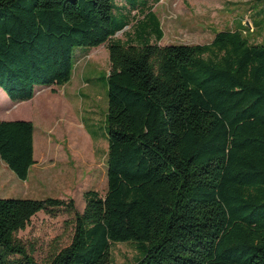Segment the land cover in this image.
I'll return each instance as SVG.
<instances>
[{
    "label": "trees",
    "instance_id": "1",
    "mask_svg": "<svg viewBox=\"0 0 264 264\" xmlns=\"http://www.w3.org/2000/svg\"><path fill=\"white\" fill-rule=\"evenodd\" d=\"M138 1L0 0L10 100L69 82L75 47L106 42L110 62L106 193H83L69 244L44 262L14 234L74 201L0 198V264H111L110 244L130 239L145 247L134 264H264V42L239 23L209 43L159 45L160 0ZM130 24L134 39L113 38ZM0 159L26 179L31 121L0 120Z\"/></svg>",
    "mask_w": 264,
    "mask_h": 264
},
{
    "label": "rangeland",
    "instance_id": "2",
    "mask_svg": "<svg viewBox=\"0 0 264 264\" xmlns=\"http://www.w3.org/2000/svg\"><path fill=\"white\" fill-rule=\"evenodd\" d=\"M138 2L145 5L142 0ZM148 2L154 4V0ZM152 12L163 31L159 45L209 43L216 32L234 29L239 23L249 29L251 43L264 42V0H160ZM148 20L154 24L155 19ZM128 26L124 30H129ZM151 37L155 39L154 34ZM113 38L124 41L126 34L119 31ZM97 47H75L74 62L78 52L84 55L74 64L70 81L41 89L32 103L13 107L14 101L0 97V114L4 116L0 120L32 121L36 136V162L25 180L0 159V198L74 201L75 210L60 207L50 213L38 211L15 232V238L37 262L46 261L69 244L71 220L75 211L84 208L83 193L93 189L104 195L107 191L106 75L110 68L107 49L104 56L101 46ZM144 249V242L139 240L112 242L111 264H134Z\"/></svg>",
    "mask_w": 264,
    "mask_h": 264
},
{
    "label": "crops",
    "instance_id": "3",
    "mask_svg": "<svg viewBox=\"0 0 264 264\" xmlns=\"http://www.w3.org/2000/svg\"><path fill=\"white\" fill-rule=\"evenodd\" d=\"M116 3L118 4V5H120L121 7H122V9H128V4H127V2H126V0H116ZM158 3V2H157ZM155 5V4H154ZM154 7V6H153ZM153 9V8H152ZM132 13H135V10H132L131 11ZM131 24H133V22H131ZM131 24L128 26V28H129V30H125L126 32H125V34H126V36H127V40H130V39H134L135 38V35H134V28L133 27H131ZM163 37V36H162ZM101 46V47H100ZM97 47V46H96ZM98 47H100L99 48V50H101V49H103V54H104V56H105V54H106V49H107V43L105 42V43H102V44H100V45H98ZM97 47V48H98ZM84 54H83V52H78L77 53V55H76V61H75V63H77L81 58H82V56H83ZM108 65H109V68H110V62L108 63ZM108 73H109V71H108ZM107 76V75H106ZM53 87V86H57L56 84H53V85H50V87ZM47 87H49V86H41V85H35L34 86V95H33V97H35V95H36V93L38 92V91H40L41 89H44V88H47ZM36 88H39V90H35ZM2 96V101L3 100H7L8 102H10V99L8 98V96H7V94L4 92V90L0 87V97ZM32 97V98H33ZM31 98V99H32ZM31 99H28V100H24V101H14V103H12L11 105L14 107V106H16V105H18L19 103H23V102H28V101H30L31 103L33 102V100H34V98L31 100ZM3 108V107H2ZM2 117H4L2 114H0V118H2ZM15 120H23V119H15ZM32 122V121H31ZM35 127H34V124H33V156H34V160H35V162H36V158H35V139H36V136H35ZM34 162V163H35Z\"/></svg>",
    "mask_w": 264,
    "mask_h": 264
}]
</instances>
